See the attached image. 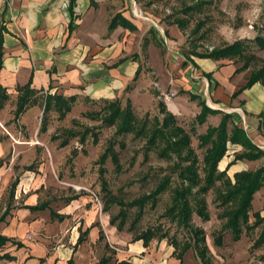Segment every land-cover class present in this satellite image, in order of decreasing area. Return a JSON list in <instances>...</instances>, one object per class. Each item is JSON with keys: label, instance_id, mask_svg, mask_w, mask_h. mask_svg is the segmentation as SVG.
Instances as JSON below:
<instances>
[{"label": "rangeland", "instance_id": "374dc122", "mask_svg": "<svg viewBox=\"0 0 264 264\" xmlns=\"http://www.w3.org/2000/svg\"><path fill=\"white\" fill-rule=\"evenodd\" d=\"M128 4L131 9H136L137 15L141 13L146 17L147 24L151 26H156L158 20L165 25H175L179 37L178 47L184 55L192 51L209 52L212 48L241 40L245 44L243 52L252 54L253 58L249 61L241 54H236L229 60L238 67L243 66L247 76L264 66V46H258L253 41L256 36L264 39V0H128ZM149 89L147 99L142 96L132 99L124 94L113 99L111 104L103 100L92 101L83 96L68 99L59 95L60 100L48 98L45 109L44 94L38 95L35 91L30 96L35 102L27 103L19 115L30 107H34L35 115L30 116L29 120L22 119L21 123L28 127L27 131H23V136L29 139L30 135L34 141L35 137L39 141L43 136L47 144H53V173L57 175L59 182L63 180L66 184L58 183L63 187L54 192L46 189L37 201L39 204L45 201L46 210H51L41 214L44 221L51 220L49 226L41 228L43 239L26 237L30 243L20 247L6 241L0 246V254L6 252L8 255L15 254L16 257L13 256L12 261L0 259V264H24L27 259L38 255L41 256L37 258L38 264H57L58 259L53 260V253L56 252L60 258L66 255L71 228L65 231L62 240L64 245L59 246V242L53 240V233L56 231L53 227V210L58 204L78 199L79 196L85 197L86 204L93 206L97 219L104 217L108 228L112 227L113 231L107 237L100 230L98 239L86 244L85 235L78 230L82 241L76 243L74 239L75 246H69L73 247L70 252L72 264H96L102 256L110 257V264L125 262L124 260L128 262L126 264H145L150 259L155 261L158 253L165 256L168 248L171 256L175 257V252H178L189 236L165 212L171 205L172 191L179 184L180 166H186L194 157L198 166L196 173L202 177L201 158L205 147L199 144L198 136L205 133L207 126H215L220 114H207L202 123L197 122L196 114L191 113L174 118L173 125L178 126L188 138L187 146L174 150L170 147L167 135L173 125L169 121L165 127L160 124L164 113L158 102L162 103L161 97H165V94H159L152 84ZM0 94L4 93L0 91ZM17 94L7 102H2L7 103L8 119L13 122L21 118L19 115L14 117ZM125 112L129 114L126 118L122 116ZM122 121L129 124V129L118 132L117 128ZM45 129L48 132L45 133ZM61 142L66 143L60 147ZM38 150L27 147L20 152L21 157L28 162L21 166L23 170L36 172V160L40 156ZM11 151V147L0 149V167L6 163ZM44 154L48 157L46 151ZM112 156L116 158L115 162ZM182 157L189 159L183 160ZM14 167L15 173L9 179L0 201V215L6 209L8 212L13 203L15 185L11 184L13 181L17 182L18 177L17 166ZM163 180L168 183L161 188L159 185ZM106 190L110 192L112 199L107 208L103 209ZM214 196V188L204 195L208 220L202 221L192 213L190 222L204 230L212 264H261L264 243L256 248L252 247L259 226L247 233L243 231L237 241H232L229 233L224 232L221 245H212V235L220 229L223 222L216 216L221 208H217L212 201ZM258 199L261 200L260 197ZM50 202L51 207L47 206ZM262 203L264 210V202ZM251 213L250 211L249 222L253 221ZM80 221L75 218L68 224ZM114 225H119V230ZM148 228L154 229L151 239L146 245H142V250L138 247L132 249L131 252H136L133 255L135 259L133 263L128 261V244L133 243V238ZM59 232L64 233L61 230ZM162 235L164 237L160 238ZM101 239L108 242L106 246L98 243ZM173 241L176 242L174 254L171 245ZM183 254L190 259V264H199L189 257L192 255L191 249Z\"/></svg>", "mask_w": 264, "mask_h": 264}, {"label": "crops", "instance_id": "0c3cea01", "mask_svg": "<svg viewBox=\"0 0 264 264\" xmlns=\"http://www.w3.org/2000/svg\"><path fill=\"white\" fill-rule=\"evenodd\" d=\"M117 13L134 28L129 30L127 25L119 23L109 29V21ZM146 20L141 13L137 15L136 9H131L128 0H0V88L8 98L6 102L26 83L38 95L83 96L92 101L113 100L124 94L132 99L137 96L147 99L152 84L159 94H165L161 97L162 103L174 118L197 114V101H203L210 109L233 114L232 120L243 128L250 141L264 150V85L256 81L244 87L245 69L236 71L238 66L227 58L184 55L178 47L175 25L158 20L156 26H151ZM136 71L138 74L133 80ZM190 94L195 98H190ZM6 104L0 106V149L11 147L13 151L0 167V201L15 173L14 166L18 177L13 203L0 219V234L25 244L30 243L28 238L43 239L41 228L51 223L41 215L51 210H46L45 201L37 203L39 197L46 189L53 192L60 189L63 186L58 183L66 184V181L59 182L53 173V144H47L43 136L39 141L37 137L34 141L30 135L29 139L23 136L28 127L21 123L22 119L34 116V107L25 109L19 115L21 118L13 122L8 119ZM227 143L217 169H225L231 182L234 172L263 165L264 157L228 164L241 147ZM27 147L39 149L35 173L21 168L28 163L20 155ZM84 199V196L70 199L53 210L56 228L53 240L59 246L64 245L65 231L71 228L66 255L60 258L53 253L57 264H66L71 258L73 247L69 246H75L78 230L85 235L86 244L97 240L100 230L107 237L113 231L104 217L97 219L93 206L87 205ZM262 202L264 189L259 188L252 194L250 211L264 215ZM37 205L41 207L38 210L28 208ZM47 206L51 207V202ZM75 218L81 221L68 224ZM59 230L64 233H58ZM100 242L106 246V240ZM137 247L143 249L139 240L128 244V261L135 259L136 252L131 251ZM39 257H31L24 264H38ZM189 257L196 261L192 255ZM145 264H190V259L183 254L179 262L168 248L165 256L158 253L155 261L150 259Z\"/></svg>", "mask_w": 264, "mask_h": 264}, {"label": "trees", "instance_id": "16d2710c", "mask_svg": "<svg viewBox=\"0 0 264 264\" xmlns=\"http://www.w3.org/2000/svg\"><path fill=\"white\" fill-rule=\"evenodd\" d=\"M127 25L128 29H133L134 26L131 25L125 18L120 14H115L109 21V29L116 24ZM253 41L258 46H264V39L256 36ZM243 41L236 40L230 44L219 48H212L209 52H195L192 51V55L200 58H210V59H223L230 58L236 54H241L246 60H251L253 58L252 54H245ZM245 69L243 66L236 68V71ZM138 71L135 72L133 80L136 79ZM207 75V74H205ZM208 76V75H207ZM264 66L261 67L257 72L250 73L246 78V83L244 87L250 86L252 83L258 81L264 85ZM129 86L125 87L128 90ZM1 93L3 92L0 88ZM4 93V92H3ZM17 98H16V109L14 117H17L23 107L29 102H35L34 98H30L31 95L35 93V90L29 87V83L17 88ZM234 95V94H233ZM59 99L61 96L57 94L45 95L44 96V109L46 106V100L48 98ZM72 96L68 97L71 98ZM190 98H195L194 95H189ZM5 94H0V106L5 100ZM108 103H113L114 100H103ZM197 104L199 106V112L195 115L197 122L202 123L207 114L220 113V119L215 126H207L204 134L198 136L199 144L204 146V153L201 158V170L203 172L200 178L196 173L197 165L196 158L192 157L186 166H180L178 172L179 184L172 191L171 205L166 209V215L170 217L172 221L184 228L188 233V240L184 241L178 250L175 252V258L180 262L183 253L191 249L193 258L199 264H212L211 253L206 245L204 230L201 227L192 225L191 214L194 213L202 221H207L209 218L207 212V205L204 199V195L208 190L214 188L215 196L212 200L217 208H221V212L216 216L222 219L220 229L212 235V245L220 246L222 243V235L224 232H228L230 239L232 241H237L244 231L247 233L249 230L254 229L259 226V232L257 237L252 243V247L256 248L264 243V215H260L259 212L255 211L251 213L253 218L252 222H249V212H250V201L252 194L259 188L264 189V163L263 165L255 168L254 170H244L234 172L232 174L233 181L231 182L229 177L226 175L225 169L218 170L217 162L221 159L226 151V143L237 144L241 147V150L233 154L232 160L228 164H232L236 160L246 159L254 160L259 157H264V150L258 148L254 143L250 141L245 131L241 126L236 124L232 118L233 114L224 113L218 110L210 109L203 101L198 100ZM160 110L164 113L161 126L165 127L166 123L169 121L171 125L175 123V119L167 112L163 103L158 102ZM124 118L128 117L129 114L125 112L122 115ZM129 129V124L122 121L118 126V132H125ZM40 130V128H39ZM41 130H43L41 128ZM159 129L156 131L158 132ZM168 131V130H167ZM168 138L170 139V147L174 150H179L182 146H187L188 138L185 136L178 126L173 125L171 129L167 132ZM154 135L149 138L151 140ZM66 142H61L60 147L64 146ZM186 156V155H185ZM183 158V157H182ZM115 162V157L112 156ZM189 158H183V160H188ZM15 181L12 182L11 186L15 185ZM167 180L159 185L163 188L167 184ZM195 188V190H193ZM105 200L103 209L107 208V204L111 201V195L108 190L105 191ZM30 210H38L40 206H29ZM4 210L3 214L0 215V219L6 214ZM112 225V220H110ZM115 226V225H114ZM119 230L120 226H115ZM81 234V233H80ZM154 234V229H146L143 233L135 236L133 241L141 240L142 245L151 239ZM164 237V235L160 236ZM81 236L79 235L76 239V243H80ZM6 241L15 243L18 247L22 246V243L10 240L9 238L0 234V246ZM173 246L172 254H174L176 242H171ZM0 258L12 260V256L7 253L0 254ZM261 264H264V255L260 257ZM66 264H72L71 258L66 261ZM97 264H110V257H100ZM117 264H126V262H117Z\"/></svg>", "mask_w": 264, "mask_h": 264}]
</instances>
